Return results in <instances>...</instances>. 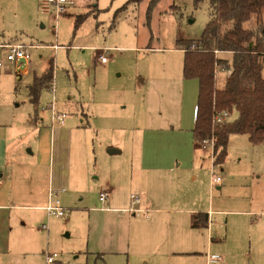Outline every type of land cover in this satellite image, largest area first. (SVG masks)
<instances>
[{"label":"rangeland","instance_id":"obj_1","mask_svg":"<svg viewBox=\"0 0 264 264\" xmlns=\"http://www.w3.org/2000/svg\"><path fill=\"white\" fill-rule=\"evenodd\" d=\"M40 1L0 0V42L31 44L29 72L20 77L6 60L5 49H0V59L2 69L12 70L16 79L17 121L32 133L26 136L25 147L26 151L33 147L35 156L30 159L38 157L43 165L42 190L45 178L53 181L48 194L50 188H65L59 199L66 211L63 217L48 216L43 210L18 211L13 241L17 254L29 256L31 264H47L46 251L59 255L62 262L54 264H86V252L117 237L125 223L116 212L102 210L109 205L108 200H100V193L107 191L128 206L134 201L132 194L142 200L137 181L120 179L125 169L130 171V159L139 158V145L161 143L172 149L177 144L185 160L192 157L199 81L184 77L185 53L177 41L200 39L210 20V0H159L150 18L151 0H74L62 14L44 12ZM82 15L86 17L78 25ZM256 23L254 17L245 25ZM101 52L108 62L99 59ZM51 63L55 91L51 86L43 89L36 106L29 85ZM228 75L229 71L215 74L217 88L223 87ZM52 102L57 112L67 113L64 123L53 122L48 107ZM237 116L233 110L229 122ZM172 120L176 131L171 133L165 129ZM110 146L121 151L109 154ZM205 161L196 174L198 186L191 188L192 196L207 201L210 195L217 209L249 211L231 202L249 197L255 183L264 192V142L252 144L248 135L232 134L225 163L214 165L211 156ZM212 168L225 182L234 177L235 188L212 185ZM137 174L134 170L133 176ZM130 206L134 211L142 204ZM213 220L222 232L226 216L215 215ZM192 253H173L168 263L200 264ZM213 253L223 256L220 251ZM89 260L92 264L95 257ZM243 263L248 264L247 259Z\"/></svg>","mask_w":264,"mask_h":264},{"label":"crops","instance_id":"obj_2","mask_svg":"<svg viewBox=\"0 0 264 264\" xmlns=\"http://www.w3.org/2000/svg\"><path fill=\"white\" fill-rule=\"evenodd\" d=\"M10 42L19 41L0 44ZM13 66L20 77L29 72V61L13 62ZM15 81L12 70L0 68V264H18V260L31 264L29 256H20L16 252L13 241L16 218L20 210L46 211L47 187L53 181L45 178V189L42 190L41 160L38 157L30 159L31 155L35 156L33 147L26 151L25 145L29 143L26 140L32 133L29 134L28 127L17 121ZM196 111L197 104L194 106L195 121ZM172 123L174 120L170 122L169 130L165 129L171 133L176 131V125ZM193 145L189 160L183 158L177 144L172 149L161 143L139 145V158L130 159V171L125 169L121 173L124 178L120 179L129 177L130 183L137 181L140 184L142 200L136 204L142 206L135 208L143 211H132L133 201L128 206L127 202L108 197L109 206L102 210L116 212L125 223L117 237L107 238L96 251L86 252L89 254L86 264H91L89 259L93 257L92 264H169L172 254L182 251L193 252L200 264H244L243 258L248 264H264V192L259 183L251 187L249 197L241 196L239 202H231L249 211L217 209L210 195L207 201L192 196L191 188L198 186L196 174L202 162L211 156L214 164L211 146L204 147L195 139ZM134 170L138 172L135 177ZM221 177L218 189L235 186L234 177L229 176L226 182ZM114 202L117 204L110 206ZM198 213L208 214L207 227L192 226L193 217ZM215 215L226 216L221 224L222 232L214 223ZM213 251H220L223 259L214 258Z\"/></svg>","mask_w":264,"mask_h":264},{"label":"trees","instance_id":"obj_3","mask_svg":"<svg viewBox=\"0 0 264 264\" xmlns=\"http://www.w3.org/2000/svg\"><path fill=\"white\" fill-rule=\"evenodd\" d=\"M159 0H151L148 18ZM201 0H195L196 3ZM264 0H210V20L198 40L179 39L184 50L183 75L199 81L194 139L215 138L214 164L223 165L228 156L232 134H246L252 144L264 142ZM86 15H82L79 25ZM256 18V25L246 22ZM218 51V54L216 53ZM231 55V56H230ZM229 71L223 87H216L215 74ZM54 78L53 63L29 85V96L38 105L41 91L50 88ZM214 107L236 110L237 118L223 126L212 127ZM208 214L194 215L192 226H208Z\"/></svg>","mask_w":264,"mask_h":264},{"label":"built area","instance_id":"obj_4","mask_svg":"<svg viewBox=\"0 0 264 264\" xmlns=\"http://www.w3.org/2000/svg\"><path fill=\"white\" fill-rule=\"evenodd\" d=\"M75 4L74 0H41L40 6L42 7V10L44 12H52L55 10L57 14H62L66 11V9L69 6H72ZM31 45H25L22 43H16V42H10V43H4L0 44V49L6 50V60L13 63V62H20L21 60H25L26 62L30 60L31 54L29 52V48ZM218 53V51H216ZM99 59L106 63L108 62V57L105 55V53L101 52L99 55ZM4 67V62L2 59H0V68ZM219 72L216 70V73ZM54 85L51 86L52 91H55ZM51 110H53V122L56 120V122L64 123L65 118L67 117V113L64 112H57L56 111V104L55 102H52L48 106ZM232 111L230 110H218L214 107L213 114H212V127L213 129L216 126H223L226 123L230 121ZM204 147L211 146L213 148L212 156L214 157V145H215V138L212 136L210 139H204L200 141ZM211 174L213 175V184H217L222 181V177L220 175H216L215 168L211 169ZM64 189H53L50 188L49 190V198L48 203L45 206V210L47 211L48 216H58L63 217L65 216L66 209L61 205L59 194ZM132 198L134 199L133 204L139 203L141 201L140 197L132 194ZM109 197V193L107 191H102L100 193V200L105 201ZM135 212H141L143 210L134 208ZM44 229H47L48 226L46 224L43 225ZM46 263L47 264H54L59 260V255L57 253H51L46 251ZM214 258L218 260H222V256L215 255Z\"/></svg>","mask_w":264,"mask_h":264},{"label":"water","instance_id":"obj_5","mask_svg":"<svg viewBox=\"0 0 264 264\" xmlns=\"http://www.w3.org/2000/svg\"><path fill=\"white\" fill-rule=\"evenodd\" d=\"M24 61H25L24 59L21 60V62H24ZM119 152H120V150L118 148L112 147V148L108 149V153H110V154L119 153Z\"/></svg>","mask_w":264,"mask_h":264}]
</instances>
